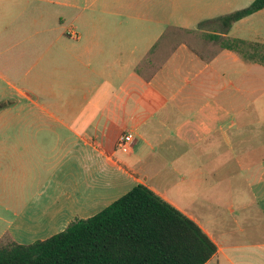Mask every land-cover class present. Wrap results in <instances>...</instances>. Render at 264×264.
Here are the masks:
<instances>
[{
  "label": "crops",
  "instance_id": "1",
  "mask_svg": "<svg viewBox=\"0 0 264 264\" xmlns=\"http://www.w3.org/2000/svg\"><path fill=\"white\" fill-rule=\"evenodd\" d=\"M253 1L0 0V242L144 185L215 244L206 264H264V66L223 47L264 44V9L218 21Z\"/></svg>",
  "mask_w": 264,
  "mask_h": 264
},
{
  "label": "trees",
  "instance_id": "2",
  "mask_svg": "<svg viewBox=\"0 0 264 264\" xmlns=\"http://www.w3.org/2000/svg\"><path fill=\"white\" fill-rule=\"evenodd\" d=\"M262 9L264 0H254L218 21L227 30ZM242 44L231 40L223 47L242 53ZM247 46L246 57L264 66V44ZM216 251L194 221L137 185L98 214L75 219L48 239L29 245L1 241L0 264H206Z\"/></svg>",
  "mask_w": 264,
  "mask_h": 264
},
{
  "label": "built area",
  "instance_id": "3",
  "mask_svg": "<svg viewBox=\"0 0 264 264\" xmlns=\"http://www.w3.org/2000/svg\"><path fill=\"white\" fill-rule=\"evenodd\" d=\"M133 143H134L133 134L131 132H127L120 137L117 143V147L119 150L123 152H127L132 148Z\"/></svg>",
  "mask_w": 264,
  "mask_h": 264
},
{
  "label": "rangeland",
  "instance_id": "4",
  "mask_svg": "<svg viewBox=\"0 0 264 264\" xmlns=\"http://www.w3.org/2000/svg\"><path fill=\"white\" fill-rule=\"evenodd\" d=\"M173 33H174V31H173ZM241 50H242V53L244 52V51H246V52H250L251 51V49L248 47V46H241Z\"/></svg>",
  "mask_w": 264,
  "mask_h": 264
}]
</instances>
